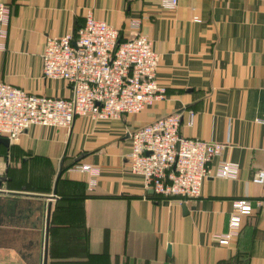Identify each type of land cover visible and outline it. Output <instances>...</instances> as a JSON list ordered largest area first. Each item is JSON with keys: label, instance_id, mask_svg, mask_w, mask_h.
<instances>
[{"label": "crops", "instance_id": "crops-1", "mask_svg": "<svg viewBox=\"0 0 264 264\" xmlns=\"http://www.w3.org/2000/svg\"><path fill=\"white\" fill-rule=\"evenodd\" d=\"M9 7L0 82L70 98L42 76L47 38L73 33L88 12L129 37L137 20L159 54L166 98L118 120L75 118L67 130L29 127L0 144V264H264V0H0ZM193 114V125L187 126ZM170 114L180 134L225 144L233 179L207 177L197 199L152 200L130 172L128 134ZM98 169L96 184L74 167ZM251 202L238 236L221 245L232 203ZM169 247V255L167 248Z\"/></svg>", "mask_w": 264, "mask_h": 264}, {"label": "built area", "instance_id": "built-area-1", "mask_svg": "<svg viewBox=\"0 0 264 264\" xmlns=\"http://www.w3.org/2000/svg\"><path fill=\"white\" fill-rule=\"evenodd\" d=\"M177 2L160 0V5L173 10ZM9 15L8 5L0 3V52L5 50ZM128 31L129 37L121 41L117 29L88 12L75 32L47 38L41 54L42 76L65 82L71 97L29 94L0 82V138L15 142L29 127L68 131L77 117L118 120L164 100L166 89L156 80L159 54L140 32L139 21H131ZM190 118L188 127L193 125L192 113ZM180 125L181 115L170 114L128 134L127 163L153 197L186 202L200 196L207 177L233 179L239 167L219 162L211 169L210 163L220 156L225 144L183 137ZM74 168L90 175V188L96 184L97 168ZM251 182L264 186V164ZM250 209L249 201L232 203L228 231L215 237L219 244L226 245L238 236L241 218Z\"/></svg>", "mask_w": 264, "mask_h": 264}, {"label": "water", "instance_id": "water-1", "mask_svg": "<svg viewBox=\"0 0 264 264\" xmlns=\"http://www.w3.org/2000/svg\"><path fill=\"white\" fill-rule=\"evenodd\" d=\"M0 144L4 145L5 147H8L9 146V141L5 138H0ZM167 254L169 255V247L167 248ZM46 256H47V253H46V249L44 251V257H43V263L42 264H46Z\"/></svg>", "mask_w": 264, "mask_h": 264}, {"label": "trees", "instance_id": "trees-1", "mask_svg": "<svg viewBox=\"0 0 264 264\" xmlns=\"http://www.w3.org/2000/svg\"><path fill=\"white\" fill-rule=\"evenodd\" d=\"M121 41H122V39H121ZM152 200H157L158 201V199H160V198H155V197H153V196H149ZM240 233V232H239ZM244 264V263H243Z\"/></svg>", "mask_w": 264, "mask_h": 264}]
</instances>
